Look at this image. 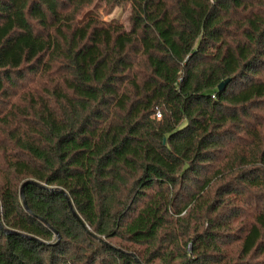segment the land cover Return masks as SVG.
<instances>
[{"label":"trees","instance_id":"obj_1","mask_svg":"<svg viewBox=\"0 0 264 264\" xmlns=\"http://www.w3.org/2000/svg\"><path fill=\"white\" fill-rule=\"evenodd\" d=\"M0 213V264H264V0H0Z\"/></svg>","mask_w":264,"mask_h":264},{"label":"water","instance_id":"obj_2","mask_svg":"<svg viewBox=\"0 0 264 264\" xmlns=\"http://www.w3.org/2000/svg\"><path fill=\"white\" fill-rule=\"evenodd\" d=\"M229 80H230V78H227V79L221 81V82L219 83L218 87H217L218 91L221 90L222 88H224V87L227 85V83L229 82ZM27 183H33V184L38 185L37 182H34V181H32V180H27V181L24 182L23 185L21 186V188H20V196H21L22 199H23V205H24L25 208H27V203H26V199H25V196H24V190H23V189H24V185L27 184ZM58 191H59L60 193H62L63 195L66 196L67 204H68V206H69L70 211H72V214L75 215V217L78 219V221H80V223H81L84 227H86L85 224L83 223L82 219H81L80 216L78 215L77 211H75V209H74V207H73V205H72V202H71L70 197H69L68 195H66V192H65L63 189H58ZM86 228H87V227H86ZM0 229L3 230L6 234H8V233L11 234V233H12V234L23 235L22 233H20V232H18V231H15V230H11V229H8V230H7V229H3V225H2V222H1V213H0ZM55 233H56V235H58V237H59V233H58V231L55 230Z\"/></svg>","mask_w":264,"mask_h":264},{"label":"rangeland","instance_id":"obj_3","mask_svg":"<svg viewBox=\"0 0 264 264\" xmlns=\"http://www.w3.org/2000/svg\"><path fill=\"white\" fill-rule=\"evenodd\" d=\"M97 12H99L100 16H102V18L104 20H119L120 22L124 23L125 25H127V17H128V8H122L120 6L118 7H114L112 8V10L110 11V13H107L104 11V9L98 8Z\"/></svg>","mask_w":264,"mask_h":264},{"label":"built area","instance_id":"obj_4","mask_svg":"<svg viewBox=\"0 0 264 264\" xmlns=\"http://www.w3.org/2000/svg\"><path fill=\"white\" fill-rule=\"evenodd\" d=\"M157 116L159 117V116H160V114H159V113H157Z\"/></svg>","mask_w":264,"mask_h":264}]
</instances>
